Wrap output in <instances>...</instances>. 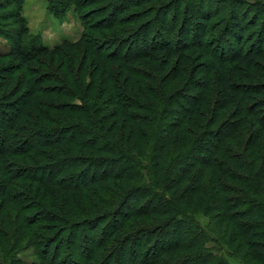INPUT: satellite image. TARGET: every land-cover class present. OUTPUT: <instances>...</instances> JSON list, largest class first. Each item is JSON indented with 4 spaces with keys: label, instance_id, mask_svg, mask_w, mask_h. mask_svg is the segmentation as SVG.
<instances>
[{
    "label": "trees",
    "instance_id": "trees-1",
    "mask_svg": "<svg viewBox=\"0 0 264 264\" xmlns=\"http://www.w3.org/2000/svg\"><path fill=\"white\" fill-rule=\"evenodd\" d=\"M46 1L83 32L45 46L15 0L21 26L0 51V264L29 244L49 264H230L198 213L264 264V1ZM44 54V70L26 65Z\"/></svg>",
    "mask_w": 264,
    "mask_h": 264
},
{
    "label": "rangeland",
    "instance_id": "rangeland-1",
    "mask_svg": "<svg viewBox=\"0 0 264 264\" xmlns=\"http://www.w3.org/2000/svg\"><path fill=\"white\" fill-rule=\"evenodd\" d=\"M26 1V0H25ZM172 0H160L159 3H162L163 5H167L169 3H171ZM205 2L209 1L212 4L215 1L218 0H204ZM254 1V0H251ZM257 2H263L264 0H255ZM15 0H0V5H3V9H0V11H3L5 13V16L8 17L7 19H2L0 18V31L3 32L4 34H6V36L8 37L9 40H6L4 37H0V51H9L10 49V43H11V35H16V31L17 29L21 26V24L19 23V19L17 15V6L14 4ZM183 1H182V5H183ZM94 7H101V5L99 3H87L86 5L82 6V11H90L91 9H93ZM147 5L144 7L146 8ZM175 8L172 6V9ZM210 11H214V10H218V9H223L224 7V3L220 1V4L217 5L216 7H209ZM142 8H130L129 10H127V12H125L123 14L124 17L127 16V14H131L134 12H139ZM254 11H251V13L249 15H252ZM255 13V12H254ZM259 13V12H258ZM22 15L25 17L26 20V26L29 30L28 33H31L33 35H38L40 41L42 42V44H44L45 46H53L55 44H58L62 41H70V42H74L77 41L80 36L81 33L83 32V25L81 23V21L78 19L77 15L74 13L73 8H71L64 17L62 16H58V15H54L52 12H50L47 8V1L46 0H31L29 2H27V4L23 5L22 8ZM100 15V14H97ZM260 17L264 16L263 13H259ZM99 17V16H94ZM93 16H89L88 20L89 22H93ZM172 14L170 12V14L167 16V18H169V20H171ZM101 18V17H100ZM100 18H97L96 20H100ZM154 18V14H151V17H148L147 19H143L140 22L136 23H125L122 24L123 27H131L134 28L135 25H138L139 23H143L147 20H151L152 24H155L154 20H152ZM219 18V15L213 17L212 21H216V19ZM197 27V26H196ZM258 22L257 24L253 27L250 28V30L248 31V33H252L258 30ZM94 29V28H93ZM98 29V28H95ZM222 28H220L219 30H213L210 32V35L216 37V35L219 33V31ZM40 30V31H38ZM44 30V31H43ZM97 30H95L96 32ZM99 31H107V30H99ZM113 28H111L107 34L112 33ZM88 33L93 36L96 35L94 33V30H88ZM27 33L23 32V34H18V35H24L22 36V38L24 40L28 39V36H25ZM153 35H155L156 33L153 31V33H151ZM119 37H123L126 40L131 39V35H124V34H118ZM97 38H100V36H96ZM106 37V36H105ZM151 38H154L153 36H150ZM177 38V36H176ZM149 41V40H148ZM140 47H144V43H142V41L140 40ZM138 44V45H139ZM195 50H189L187 53H194L193 52ZM50 54H44V55H40L38 57H36L35 59L26 62V65L32 66V67H39L41 70H44V68H42L41 63L37 62V61H43V62H50L49 56ZM209 61L208 58H202L201 61ZM195 62V61H194ZM197 62V61H196ZM200 63V61L198 60V64ZM0 64H3L0 61ZM199 68V67H198ZM201 74V73H200ZM191 75L187 76V79H191ZM196 76H198L199 74H195ZM185 82V81H184ZM189 82V81H187ZM187 84V83H186ZM188 85V84H187ZM190 85V84H189ZM191 86V85H190ZM189 87V86H187ZM241 159V158H240ZM211 217V213L204 215L201 213H198L195 215L194 219L195 221L200 224L203 228H205L206 232L208 233V235L210 236L209 241L207 242V247L214 249L216 252H220L221 254H223V256L227 259V261L230 264H256L253 262H250L247 258L244 257V250H239L237 252H233L230 251V247L234 248V245H229V244H225V242H227L226 240H224L223 238L219 241V239H216V237L210 232V230H208L209 227V222H210V217ZM46 234V232H44ZM225 242H223V241ZM229 247V248H228ZM39 249V248H38ZM40 252V250H39ZM16 255H14V259L12 262H10L9 264H49V259H45L43 261L45 262H40V260L38 259L39 257L37 256L38 250L36 249V247H31V245H26L22 248H20L19 250H17ZM14 253V254H15ZM61 253V252H60Z\"/></svg>",
    "mask_w": 264,
    "mask_h": 264
},
{
    "label": "crops",
    "instance_id": "crops-1",
    "mask_svg": "<svg viewBox=\"0 0 264 264\" xmlns=\"http://www.w3.org/2000/svg\"><path fill=\"white\" fill-rule=\"evenodd\" d=\"M29 1H31V0H26L24 4H27V2H29ZM38 31H40V30H38ZM43 31H44V30H43Z\"/></svg>",
    "mask_w": 264,
    "mask_h": 264
}]
</instances>
